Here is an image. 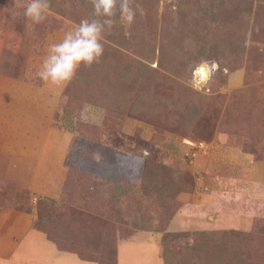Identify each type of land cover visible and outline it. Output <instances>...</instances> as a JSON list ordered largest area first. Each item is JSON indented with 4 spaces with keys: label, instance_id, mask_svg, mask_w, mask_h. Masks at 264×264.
Here are the masks:
<instances>
[{
    "label": "rangeland",
    "instance_id": "1",
    "mask_svg": "<svg viewBox=\"0 0 264 264\" xmlns=\"http://www.w3.org/2000/svg\"><path fill=\"white\" fill-rule=\"evenodd\" d=\"M17 2L0 0V211L96 264L134 239L165 264H264V0H137L62 92L37 72L91 0L40 24Z\"/></svg>",
    "mask_w": 264,
    "mask_h": 264
},
{
    "label": "clouds",
    "instance_id": "2",
    "mask_svg": "<svg viewBox=\"0 0 264 264\" xmlns=\"http://www.w3.org/2000/svg\"><path fill=\"white\" fill-rule=\"evenodd\" d=\"M91 4L94 18L81 20L60 42L50 43L37 72L41 81L60 92L82 65L91 67L101 61L104 34L117 23V12L120 23L127 27L135 22L138 11L143 15L137 0H91ZM16 7L23 8V15L33 24H40L50 13L51 0H22Z\"/></svg>",
    "mask_w": 264,
    "mask_h": 264
},
{
    "label": "crops",
    "instance_id": "3",
    "mask_svg": "<svg viewBox=\"0 0 264 264\" xmlns=\"http://www.w3.org/2000/svg\"><path fill=\"white\" fill-rule=\"evenodd\" d=\"M31 218L14 211H0V264H96L57 246L31 225ZM150 249L149 255L123 261L131 248ZM156 251V252H155ZM119 264H165L159 247L150 241L131 240L119 248Z\"/></svg>",
    "mask_w": 264,
    "mask_h": 264
},
{
    "label": "trees",
    "instance_id": "4",
    "mask_svg": "<svg viewBox=\"0 0 264 264\" xmlns=\"http://www.w3.org/2000/svg\"><path fill=\"white\" fill-rule=\"evenodd\" d=\"M238 258V259H237ZM245 259V260H244ZM244 259H239V256L236 255V258L231 262L230 264H253V263H250L247 258H244ZM248 261V262H247Z\"/></svg>",
    "mask_w": 264,
    "mask_h": 264
}]
</instances>
